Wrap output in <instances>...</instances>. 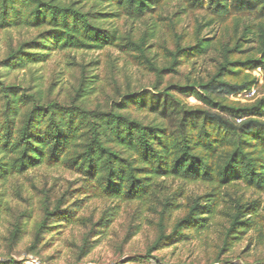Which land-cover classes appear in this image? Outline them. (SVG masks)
I'll list each match as a JSON object with an SVG mask.
<instances>
[{
  "label": "trees",
  "instance_id": "trees-1",
  "mask_svg": "<svg viewBox=\"0 0 264 264\" xmlns=\"http://www.w3.org/2000/svg\"><path fill=\"white\" fill-rule=\"evenodd\" d=\"M170 2L192 11L207 9L222 20L233 17L234 33L226 32L214 45L212 37L201 34L211 22L198 23L193 41L175 31L170 43L160 45L166 59L159 64L150 52L154 28L137 35L133 26L122 30L118 21L160 16ZM248 14L256 19L240 27V16ZM0 31L26 34L0 60L4 70L43 63L54 52L113 47L154 77L151 89L123 88L112 67L107 78L115 94L91 105L99 77L90 68L94 61L82 65L66 102L37 84L9 83L0 74V182L42 165L65 168L81 181L54 203L45 194L44 217L29 253L39 256L47 247L41 246L43 234L55 229L51 223L63 222L86 228L77 254L79 259L88 255L92 238L109 227L115 212L79 214L83 200L78 194L111 199L118 206L135 203L141 215H148L157 235L145 256L133 258L141 263L165 245L216 225L221 226L222 252L252 230L264 236L258 202L222 192L236 183L264 191V97L250 103L230 98L254 87L256 78L248 70L264 69V0H0ZM211 48L218 55L206 79L175 78L184 62ZM181 96H194L201 104L189 105ZM167 179L201 183L210 190L188 199L183 214L174 216L183 206L165 190ZM133 229L128 238L136 233ZM21 232L16 223L9 244L15 245ZM220 260L217 256L206 264ZM24 261L0 257V264Z\"/></svg>",
  "mask_w": 264,
  "mask_h": 264
},
{
  "label": "rangeland",
  "instance_id": "rangeland-1",
  "mask_svg": "<svg viewBox=\"0 0 264 264\" xmlns=\"http://www.w3.org/2000/svg\"><path fill=\"white\" fill-rule=\"evenodd\" d=\"M240 27L249 20H255L256 15L240 16ZM233 17L222 20L215 17L209 10L185 9L178 2H170L161 10V15H150L146 19L132 22L125 17L119 19L118 26L127 30L133 26L137 35L146 28H154V37L149 41L150 52L159 64L165 63V56L160 45L170 43L173 32L185 36L184 40L193 41L198 23L211 22V26L203 29L202 36L212 37L214 45L226 32L234 33ZM25 32L0 31V60L8 49L25 37ZM250 50L249 53H253ZM217 48H211L202 57L184 62L180 73L175 78L184 82L198 78H207L214 70ZM91 61L92 74L97 73L96 91L90 99V104L102 102L105 95H114L107 74L113 67L119 83L123 88L131 84L132 88L144 87L151 89L154 77L148 71L135 64L129 56L117 48L107 47L103 50H68L54 52L50 59L39 64L30 65L21 70H4L0 68L2 79L15 84H37L51 97L66 102L69 100L73 86L81 74L82 65ZM247 73L256 78V83L250 91H245L230 98L242 103L254 102L264 97V69ZM167 82V80L165 79ZM165 85V84H164ZM189 105L197 106L201 102L194 96H181ZM165 190L175 195L180 209L173 215H182L186 201L202 195L210 188L201 183H190L183 180L167 179ZM81 185L80 177L59 166L42 165L29 170L25 175L0 182V257L13 256L25 260L24 264H177L182 261L206 264L221 258L220 264H257L264 259V236L258 231H250L242 235L241 240L234 244L230 251H221L222 239L220 225L211 227L205 232L194 233L189 239L165 245L152 253L153 258L141 263L133 259L145 256L149 247L156 239V228L146 219V213H139L135 203H123L118 206L111 199L95 198L90 194H78L83 200L79 214L99 217L105 210L115 212L113 222L109 227L93 237L92 248L87 256L78 258L77 245L81 244L86 228L78 224L63 222L51 223L55 229H48L43 234L42 245L47 247L39 256L29 253V247L34 242L37 226L44 217L43 198L51 196L52 203L69 188ZM223 195L229 193L232 197H241L244 201H257L261 215H264V191L243 183L223 189ZM227 198V197H226ZM22 226L21 236L15 245L7 241L14 225ZM263 224V223H262ZM260 226V222L258 223ZM131 227L135 228L129 238ZM127 237V238H126ZM127 239V240H126Z\"/></svg>",
  "mask_w": 264,
  "mask_h": 264
}]
</instances>
